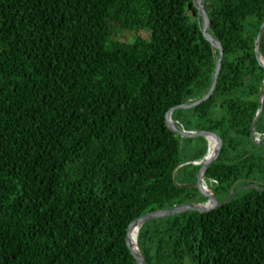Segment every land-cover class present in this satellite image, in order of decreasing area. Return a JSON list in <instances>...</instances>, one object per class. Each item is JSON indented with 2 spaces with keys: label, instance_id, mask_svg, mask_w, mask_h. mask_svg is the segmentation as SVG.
<instances>
[{
  "label": "trees",
  "instance_id": "obj_1",
  "mask_svg": "<svg viewBox=\"0 0 264 264\" xmlns=\"http://www.w3.org/2000/svg\"><path fill=\"white\" fill-rule=\"evenodd\" d=\"M202 3L223 47L216 86L171 118L224 138L203 183L218 201L234 194L146 220L136 244L147 264H264V94L250 136L264 0ZM201 26L196 0H0V264H137L133 219L205 202L208 141L165 122L212 83L218 50ZM133 30L147 32L119 38Z\"/></svg>",
  "mask_w": 264,
  "mask_h": 264
},
{
  "label": "water",
  "instance_id": "obj_2",
  "mask_svg": "<svg viewBox=\"0 0 264 264\" xmlns=\"http://www.w3.org/2000/svg\"><path fill=\"white\" fill-rule=\"evenodd\" d=\"M202 1L203 0H196L198 17H201V19H202V26H201L202 33H203L204 37L211 43V45L215 49L218 50V56H217V59L215 62L212 83H211L208 91L202 97H200L194 101H191V102H184V103H180V104L171 106L165 113V122H166V125L171 130L177 132L179 135H181L183 137H200V136H203L207 139L208 145L210 144L209 137H213L217 140V145H215L214 151L211 154H209L207 151V154L205 155L204 160L202 161V163L199 167V170L197 172V176H196L195 186L198 189V191L200 192V194L206 200L203 204L186 202V203L176 204L171 208H163V209H156V210L148 211V212H145L142 215L136 217L135 219H133L127 225V227L125 229L124 240H125L126 249L132 255V257L135 259L137 264H147V263H146L144 257L142 256L138 245L136 244V236L134 237V239H132L130 236L131 230L133 228H135V227L138 228L143 222H145L148 219L166 217V216H170L172 214H175V213H178L181 211H185V210H190V211H194L197 213L208 212V211H210L214 208H217V207L221 206L222 204H224L234 194V192H230L222 201H218L208 191V189L203 184V174L207 168V165L210 162H212L217 157V155L221 152V150L223 149V147L225 145L224 138L219 133L212 131V130H207V129H205V130H202V129H200V130L180 129L171 118V114L174 110L183 109V108H190V107L196 106L198 104H201L205 100H207L215 89L216 82H217V76H218L219 71H220V65H221V61H222V57H223V47H222L219 40L212 37L207 32L209 21H208V17L206 15L205 9L203 7ZM263 28H264V20L259 27L256 39H255V54H256V57H257L258 61L260 62V64L264 67V60L261 58V55L259 53V43H260V37H261L262 31H263ZM263 94H264V87L259 91V94H258V110H257L256 116H255V118H254V120L250 126L251 138L254 137V126H255V123H256V121L259 117V114L261 112V109H262ZM263 139H264V133L259 137V139L255 140V141L258 144ZM248 186L257 187L254 184H248V185L243 186L242 188H246Z\"/></svg>",
  "mask_w": 264,
  "mask_h": 264
},
{
  "label": "rangeland",
  "instance_id": "obj_3",
  "mask_svg": "<svg viewBox=\"0 0 264 264\" xmlns=\"http://www.w3.org/2000/svg\"><path fill=\"white\" fill-rule=\"evenodd\" d=\"M146 32H147V31H145V30H139V31L133 30L132 32L123 31V32H121L119 38H122V39H128V37L131 36L130 41H131V40L133 41L134 38H136L138 35H141V36H142V34H143V36H144V34H145ZM181 122H182V121H181ZM180 141H181V144L184 145L183 140L180 139ZM214 149H215V147H214V148L212 147L210 153H212ZM209 150H210V144L208 145V150H207L208 153H209ZM182 151H184V150H182ZM197 162H200V161H197ZM203 184H204V186L207 188V185H206L205 183H203ZM207 189H208V188H207ZM208 191H209V190H208ZM209 192H210V191H209Z\"/></svg>",
  "mask_w": 264,
  "mask_h": 264
},
{
  "label": "bare ground",
  "instance_id": "obj_4",
  "mask_svg": "<svg viewBox=\"0 0 264 264\" xmlns=\"http://www.w3.org/2000/svg\"><path fill=\"white\" fill-rule=\"evenodd\" d=\"M209 141H210V139H209ZM137 231H138V228H136V227L132 229V234H131L132 239H134V237L136 236Z\"/></svg>",
  "mask_w": 264,
  "mask_h": 264
}]
</instances>
